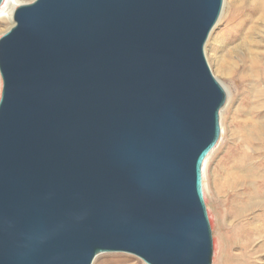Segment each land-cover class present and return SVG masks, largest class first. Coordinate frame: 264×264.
Listing matches in <instances>:
<instances>
[{
	"label": "water",
	"instance_id": "obj_1",
	"mask_svg": "<svg viewBox=\"0 0 264 264\" xmlns=\"http://www.w3.org/2000/svg\"><path fill=\"white\" fill-rule=\"evenodd\" d=\"M4 0H0V6ZM224 0H33L0 37V264H212L203 166Z\"/></svg>",
	"mask_w": 264,
	"mask_h": 264
},
{
	"label": "rangeland",
	"instance_id": "obj_2",
	"mask_svg": "<svg viewBox=\"0 0 264 264\" xmlns=\"http://www.w3.org/2000/svg\"><path fill=\"white\" fill-rule=\"evenodd\" d=\"M20 1L23 4L33 0ZM233 1L224 0L221 15L205 44L209 66L227 92V100L220 113L221 135L208 157L203 179L204 197L214 241L212 264H253L256 260L264 262V251H257L251 257L247 237L241 232V223L250 217L252 219L259 212H247L241 219L234 212V203L239 200L237 194L245 191L240 185L244 177L237 161L246 151H258L259 148L261 151L264 148V66L258 68L262 74L261 81H258L255 74L257 67L253 68L252 58L247 55H240L242 58L239 68L230 77L221 74L217 68V55L222 50L217 51L216 37L229 22ZM13 25L14 22L0 21V37ZM262 50L264 51V47ZM2 88L0 75V98ZM262 166L264 167V162ZM256 243L259 248L264 239L260 238ZM92 264L147 263L131 253L104 252L98 254Z\"/></svg>",
	"mask_w": 264,
	"mask_h": 264
},
{
	"label": "bare ground",
	"instance_id": "obj_3",
	"mask_svg": "<svg viewBox=\"0 0 264 264\" xmlns=\"http://www.w3.org/2000/svg\"><path fill=\"white\" fill-rule=\"evenodd\" d=\"M21 4L20 0H4L0 6V21H13L14 10ZM229 22L221 34L216 37L218 47L217 68L221 74L230 77L239 68L240 55L252 58L253 68L257 67L255 74L261 81L262 74L258 69L264 66V0H234L230 8ZM256 50H255V49ZM224 87V86H223ZM264 148L252 152L246 151L237 161L239 170L243 173L241 184L245 190L237 194L239 199L234 203V212L237 218H244L247 212L255 216L241 223V232L246 235L251 257L257 251H264V243L256 247L257 240L264 239ZM210 155V154H209ZM209 157V156H208ZM206 158L203 166V179L205 178ZM205 188V183H203ZM233 213V212H232ZM239 227V226H238ZM101 254V253H100ZM263 257V256H262ZM223 263V262H222ZM253 264H264L254 261Z\"/></svg>",
	"mask_w": 264,
	"mask_h": 264
}]
</instances>
